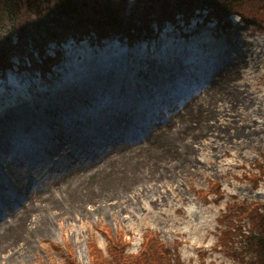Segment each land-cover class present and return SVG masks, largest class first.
<instances>
[{"label":"rangeland","instance_id":"1","mask_svg":"<svg viewBox=\"0 0 264 264\" xmlns=\"http://www.w3.org/2000/svg\"><path fill=\"white\" fill-rule=\"evenodd\" d=\"M54 71L0 75V264H92L91 241L111 260L98 228L132 255L151 231L185 264L247 261L231 213L264 204V28L70 39Z\"/></svg>","mask_w":264,"mask_h":264},{"label":"trees","instance_id":"2","mask_svg":"<svg viewBox=\"0 0 264 264\" xmlns=\"http://www.w3.org/2000/svg\"><path fill=\"white\" fill-rule=\"evenodd\" d=\"M134 1L129 5L128 0H0V75L18 66L47 78L54 75L62 46L70 39L88 38L94 45L115 39L132 45L158 36L167 24L180 27L197 16L204 21L215 19L221 28L229 27L233 17L264 28V0ZM249 176L254 184L258 182L256 175ZM249 205L231 213L239 220L250 218V257L242 264H264V204ZM229 222L237 231L227 229L225 235L241 231L238 223ZM98 229L109 238L111 260L91 241L92 264H185L174 244L164 243L151 231L145 233L139 252L132 255L123 244L122 231L116 235L109 228ZM67 255V264H79L71 250Z\"/></svg>","mask_w":264,"mask_h":264}]
</instances>
